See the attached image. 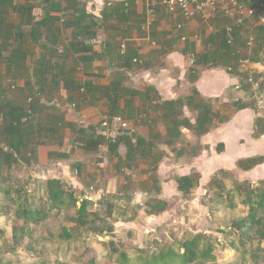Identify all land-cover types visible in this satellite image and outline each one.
Here are the masks:
<instances>
[{
	"label": "crops",
	"instance_id": "crops-1",
	"mask_svg": "<svg viewBox=\"0 0 264 264\" xmlns=\"http://www.w3.org/2000/svg\"><path fill=\"white\" fill-rule=\"evenodd\" d=\"M70 6L58 14H67L69 18L79 14V11L74 13V3ZM79 7L94 16L92 24L65 28L58 23L61 44L68 46L73 40L72 32H92L97 37L90 43V51L69 49L66 52L68 68H75L74 81L65 86L62 80L60 87L43 99V111L39 105V112L31 117L35 120V128L29 135H42L38 162L32 164L31 175L33 167L39 165L49 178L66 181L82 198L88 196L97 201L104 195L115 197V223L120 220L122 224L133 225L146 215L154 225L160 223V226L172 213L177 214V210L169 209L172 200L188 201L175 184L176 175L200 173V185L194 194L202 190L204 195L211 177L220 169L239 171L243 175L256 174L257 180H251L254 182L264 178V162L251 170L237 166L240 159L264 155V133L259 137L254 135L256 118H264V48L259 50L257 60L250 59L257 87L253 90L246 86L256 92L255 98L245 100L250 107L238 110L235 99L240 94L233 86L243 82L247 72H230L226 66L207 67L196 60L212 45L211 36L224 24L226 26L229 19H224V24L214 15L186 19L179 12L165 9V0H84ZM123 8L125 12L121 10ZM40 10L36 8L34 13L40 14ZM11 20L18 22L15 13ZM251 34L255 35V43L248 44L252 48L258 35L253 28ZM23 48L27 49L28 69L25 71L8 70L0 57V98L27 106L28 98L37 87L34 65L40 49L29 35ZM79 56L85 60H80ZM53 59L59 60L58 57ZM191 69L194 70L190 72ZM193 74L194 79L191 78ZM120 76L127 88L149 87L147 92L143 89V93L134 98L126 94L118 103L121 113L116 116L126 119L129 129L135 130L147 143L154 144L150 151L152 155L136 159L131 167H128L125 144H119L112 151L106 143L97 146L84 142L78 133L83 124L99 127L112 117L105 97L107 93L97 91V99L92 102L85 82L103 88ZM45 77L53 75L46 74ZM79 83L82 87L74 89ZM46 89L50 91L49 87ZM193 89L213 101L216 111L230 118L203 134L181 125L176 134L170 136L168 128L171 124L160 104L185 99ZM183 111L177 118L194 123L196 111L187 105ZM51 125L56 133L46 131ZM220 145H223L221 149ZM92 186L95 190L87 194ZM149 200L166 201L167 208L149 212Z\"/></svg>",
	"mask_w": 264,
	"mask_h": 264
},
{
	"label": "trees",
	"instance_id": "trees-1",
	"mask_svg": "<svg viewBox=\"0 0 264 264\" xmlns=\"http://www.w3.org/2000/svg\"><path fill=\"white\" fill-rule=\"evenodd\" d=\"M83 1L0 0V57L6 63L7 69L14 68L20 71L28 69L27 49L23 48L28 35L40 49L34 65L36 76H38L34 80L37 87L28 98L27 106L15 105L8 99L0 98V195H3L14 207L12 243L9 251L14 252L18 246L23 244L26 236H32L34 226H41L50 219H58L61 229H59L57 239L64 243L77 241L82 236L88 237L93 234H101L105 237L110 235L111 239L107 241L109 256L101 260L97 259V255L87 257V254H90L87 248L78 257L85 264H209L214 262L217 239L206 231L199 230L185 231L179 235V227L182 224L178 222H173L168 227L171 238L169 243H161V240L160 242L151 241V246L136 250L126 248L121 237L115 240L111 236V233L115 232L114 212L117 206L115 197L104 195L97 201L88 196L82 198L73 186L60 178L48 177L46 180L39 181L31 175L32 164L38 162V146L41 143L42 135L36 133L34 137L29 135L35 128V120L30 118L25 122L23 118L29 109L33 113L39 112V105L42 112L43 99L58 89L62 80L65 86L74 81L75 68H68L66 52L69 49L75 52L92 49L90 43L96 39V33L72 32L74 41H70L68 46L61 44L59 40L61 29L57 24L60 22L65 28L92 24L94 16L87 14L82 7H79ZM69 2L76 5L75 12H73L79 11V14H73L71 18L66 16L67 14L64 16L58 14L66 8L70 9ZM36 8L41 9L40 14L34 13ZM124 9L121 10L125 12ZM14 13L18 22L11 20ZM214 18L221 19L224 24L226 21L224 19L227 17L217 14ZM224 25L220 31L211 36L214 47L208 46L207 50L196 60L207 67L232 66L234 72H238L237 68L242 59L257 60L259 50L264 48V24L254 23L253 26L247 22L244 26L235 28L232 43L228 40ZM252 28L255 29L258 36L255 46L251 48L248 46V38ZM11 39H13V43ZM53 57H58L59 60H54ZM79 58L85 60L81 56ZM193 70L191 69L190 72ZM50 72L53 77L46 78V74H51ZM41 76L42 78L39 80ZM191 78L194 79L196 76L193 74ZM82 85L81 83L75 84L74 89L80 88ZM126 86L122 76L103 88L92 82L84 84L92 102L97 99V91L102 90L107 93L105 97L108 100L109 115L112 116L109 119V124H111L114 115L121 113L118 103L126 94L129 95L128 97L134 98L142 94L143 89L146 92L149 89L148 86L143 89L127 88ZM46 87H49L50 91H47ZM160 105L164 110L165 118L171 124L168 128L170 136L175 135L181 125H185L197 134H203L210 131L212 126L230 118L228 115L216 111L213 101L204 98L196 89H193L192 94L185 99L167 100ZM186 105L196 111L194 123L177 118L178 115L183 114V107ZM235 107L241 110L250 107V104L245 101H235ZM51 126L46 131L56 133L55 127ZM104 130L105 128L101 126L90 127L83 124L78 133L84 142L89 141L97 146L106 143L112 151L119 144H125L128 148L126 154L128 167H131L136 159L152 155L150 151L154 144L147 143L145 138L135 130L129 128L114 130L109 127L111 138L102 134ZM41 132L43 133V130ZM263 133L264 118L258 117L255 120L254 135L259 137ZM113 137L116 139L115 142L111 140ZM221 147L223 145H220V149ZM262 162H264V155L240 159L237 166L240 169L251 170ZM15 169L19 171V177L15 175ZM227 175H234V172L220 169L211 177L207 189L213 190L215 186L219 185L220 176L225 178ZM200 177V173L195 172L190 175H176L174 179L178 190L183 193L184 197H187L198 189ZM232 179L231 188H226V191L223 189L214 190L215 197L212 201L223 204L226 209L224 223L219 226L218 230L224 232L226 236L238 235V240L232 239L231 245L237 248L245 258L250 259L252 264H264V178L256 182L250 179L242 180L234 176ZM147 207H150L147 209L149 212L162 211L167 208V202L149 200Z\"/></svg>",
	"mask_w": 264,
	"mask_h": 264
},
{
	"label": "rangeland",
	"instance_id": "rangeland-1",
	"mask_svg": "<svg viewBox=\"0 0 264 264\" xmlns=\"http://www.w3.org/2000/svg\"><path fill=\"white\" fill-rule=\"evenodd\" d=\"M249 97L255 98V92L249 87ZM234 175H227L225 178L220 176L221 180L218 186L213 190H208L204 195L201 190L199 193L194 192L185 197L188 201L172 200L169 203L170 210H177V214H173L169 219L162 221L163 226L154 225L151 219L142 215L140 222L133 225L128 223H120V220L114 222L115 232L111 236L117 240L122 238L125 247L136 250L141 247L151 246V241H159L161 243H169V225L173 222L182 224L179 235L185 231H206L215 239L216 260L209 264H252L250 259L231 245V240H238V235L231 237L226 236L224 232L219 231V226L224 223L226 209L223 204H217L212 199L215 197L214 190L226 191V188L232 187V176L239 179L256 178V174L243 175L239 171H233ZM15 175L19 177V171L15 169ZM260 180V179H258ZM139 184V183H138ZM207 187V186H206ZM225 187V188H224ZM218 188V189H216ZM203 197V198H202ZM205 197V199H204ZM206 203V204H205ZM13 209L12 204L0 195V264H85L78 259L88 248L91 255H97V259L101 260L109 256L108 240L109 236L89 235L82 236L79 240L73 242H62L57 239L60 225L58 219H50L41 226H32L34 229L32 236H26L23 244L17 247L14 252L9 249L12 243L13 229ZM136 225V227H134ZM134 231V232H133ZM91 236V237H90ZM104 260V259H103Z\"/></svg>",
	"mask_w": 264,
	"mask_h": 264
},
{
	"label": "built area",
	"instance_id": "built-area-1",
	"mask_svg": "<svg viewBox=\"0 0 264 264\" xmlns=\"http://www.w3.org/2000/svg\"><path fill=\"white\" fill-rule=\"evenodd\" d=\"M165 5V9L169 12H179L186 19H193L199 16H216L217 14L227 17L230 22L225 26V30L230 43L233 42L232 36L235 28L242 27L247 22H250V24H264V0H165ZM94 41L96 42V40ZM254 43L255 35L251 34L248 44L253 45ZM123 47H125V45H123ZM194 61L195 59H193V62ZM250 64L251 60L248 58L242 59L239 63L237 70L247 72V78H245L243 82L234 84L233 88L240 94L235 101L244 102L246 99L250 98V91L246 84L251 86L253 90H256L257 81L255 80L254 70L250 67ZM227 69L230 72H234L232 66H228ZM32 115L33 111L29 109L27 115L23 118V121H28ZM101 127L105 128L102 134L107 138H111L112 136L109 127L114 130H122L129 128V122L121 116H115L112 118L111 124H109V121H106ZM111 140L113 142L116 141L115 137ZM32 175L39 181L46 180L49 177L44 168L39 165L33 167ZM94 190L95 188L93 186L90 187L87 190V194H91ZM141 205H143L142 202Z\"/></svg>",
	"mask_w": 264,
	"mask_h": 264
}]
</instances>
